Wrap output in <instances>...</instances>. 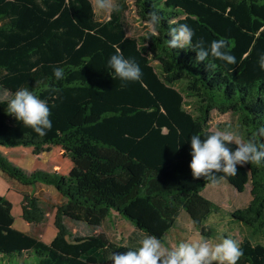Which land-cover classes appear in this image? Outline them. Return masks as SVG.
I'll return each instance as SVG.
<instances>
[{
    "label": "trees",
    "instance_id": "16d2710c",
    "mask_svg": "<svg viewBox=\"0 0 264 264\" xmlns=\"http://www.w3.org/2000/svg\"><path fill=\"white\" fill-rule=\"evenodd\" d=\"M133 1L143 22L153 10L162 17L155 35L129 37L123 5L100 21L90 0H0V89L28 88L47 102L52 121L40 137L1 100L0 147L31 148L46 155V165L28 172L0 154V171L32 189L20 204L29 224L46 218L39 187L59 198L56 233L45 243L14 226L13 204L0 195V264H112L111 253L137 248L104 233L71 239L65 219L100 227L113 212L163 243L183 212L203 237L218 236L206 222L221 208L202 194L211 183L192 176L190 138L210 131L214 110L236 116L245 139L264 126V0ZM172 20L194 31V43L226 39L236 64L212 57L197 63L195 51L169 48ZM117 49L140 66L139 81H121L108 67ZM56 67L64 69L62 80ZM237 170L218 181L240 193L251 186L248 205L231 213L250 232L237 264H264V245L253 242L264 233V163Z\"/></svg>",
    "mask_w": 264,
    "mask_h": 264
},
{
    "label": "clouds",
    "instance_id": "9594fccd",
    "mask_svg": "<svg viewBox=\"0 0 264 264\" xmlns=\"http://www.w3.org/2000/svg\"><path fill=\"white\" fill-rule=\"evenodd\" d=\"M94 11L111 14L118 12L120 6L116 0H90ZM147 27L155 35L161 25L162 17L153 10L147 13ZM167 46L171 49H191L196 52V62H205L209 57L235 65L236 58L230 54L229 43L221 38L213 40L208 46L201 39L193 42L194 31L185 23L169 21ZM175 25V26H173ZM151 37V36H149ZM258 64L264 70V55ZM209 68L215 67L208 63ZM108 67L115 77L121 81H139L142 76L140 66L134 59H127L119 49L108 59ZM56 80L64 78V69H53ZM58 91V89H52ZM7 103V113L31 128L37 135L43 137L52 128L51 111L45 100L37 97L28 88L22 87L11 94L4 95ZM264 126L259 127L247 139L237 131L225 127L221 129L213 124L211 130L203 137L192 135L190 169L194 179L204 177L212 185L226 176L237 175V165L251 164L257 167L264 163ZM236 145L233 150L229 145ZM223 174L218 177L217 174ZM243 252L238 242L231 237L221 236L218 241L204 238L199 234L179 242L175 247H167L155 235H146L139 241V247L126 253H111L112 264H237Z\"/></svg>",
    "mask_w": 264,
    "mask_h": 264
},
{
    "label": "rangeland",
    "instance_id": "374dc122",
    "mask_svg": "<svg viewBox=\"0 0 264 264\" xmlns=\"http://www.w3.org/2000/svg\"><path fill=\"white\" fill-rule=\"evenodd\" d=\"M117 4L123 5L124 7L123 23L126 34L133 38H139L146 35L149 29L147 24L137 15L134 1L122 0L117 2ZM95 15L100 21L107 20L110 17V14L106 15L96 11ZM5 94H8L9 97L11 96L9 92L0 89V101L4 100ZM213 124L217 125L221 129L225 127L231 128L240 134L238 119L230 112L221 113L217 110L212 111L209 122L210 130ZM0 154L6 155L7 158L17 167H22V169L26 171H31L33 166L31 148L0 147ZM43 158H46V155H43ZM40 169L42 168L40 167ZM4 184L10 185L9 181L3 177L2 172L0 171V189ZM13 189L14 190L10 198L13 203V215L15 218L14 226L19 230L25 231L39 238L45 243H49L54 238L56 233L54 217L56 213V206L59 202L56 191L52 187H39L37 189V193H39L40 196V204L46 213V218L41 224H29L23 220L21 207L15 199L18 197L20 190H18L17 187H13ZM250 190L251 186L250 184H247L245 191L240 193L226 180H221L216 185L210 184L206 186V190L203 193L204 196L219 205L221 208L219 212L211 216L206 222L208 226L214 227L218 232V236L211 238V240L218 241L221 236H224L231 237L239 244L244 238H250L249 229L241 223L233 221L231 218V213L233 211L248 205L251 200ZM0 195L2 194L0 193ZM177 222L178 227L171 230L165 236V246L170 248L175 247L179 242L187 240L197 234L202 236L199 231L191 226L189 216L185 212H183ZM65 224L71 234V239L79 236H88L94 233H104L112 242L131 245L138 248L139 241L145 236L143 233L136 230L129 221L122 218L117 212H113L100 227H91L83 222H76L70 219H65ZM253 242L264 245V233L253 238ZM22 259L23 258H18L17 261L20 263ZM7 262V260H4L1 263L7 264Z\"/></svg>",
    "mask_w": 264,
    "mask_h": 264
},
{
    "label": "crops",
    "instance_id": "0c3cea01",
    "mask_svg": "<svg viewBox=\"0 0 264 264\" xmlns=\"http://www.w3.org/2000/svg\"><path fill=\"white\" fill-rule=\"evenodd\" d=\"M32 155V154H31ZM33 156V166H32V169H31V171H28V172H32L33 170H35V169H40V167L41 168H44L45 167V165H46V158H43V154H40V155H37V156H34V155H32ZM41 162V163H40ZM38 166H40V167H38ZM22 168V167H21ZM3 175V174H2ZM3 177L6 179V180H8L4 175H3ZM9 181V183H10V185H8V184H4L2 187H1V189H0V193L2 194V195H4V196H6L10 201H11V198H10V196H12V192H13V187H17V189L18 190H20L19 191V195H18V197H16L15 199H16V201H17V203L20 205L21 204V200H22V198H23V193L24 192H26V193H30V192H32V189H30V188H27V187H23V186H19L18 184H15L14 182H12V181H10V180H8ZM219 183V182H218ZM41 187H48V186H41ZM205 190H206V188L204 189V191L202 192V194L205 192ZM203 196H204V194H203ZM205 197V196H204ZM12 202V201H11ZM13 204V203H12ZM20 207H21V205H20ZM21 213H22V210H21ZM178 225V224H177ZM191 226L194 228V226H193V224H192V222H191ZM178 226H176L175 228H177ZM174 228V229H175ZM195 229V228H194ZM198 231V230H197ZM203 237V236H202ZM205 238V237H204Z\"/></svg>",
    "mask_w": 264,
    "mask_h": 264
}]
</instances>
